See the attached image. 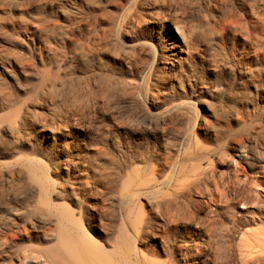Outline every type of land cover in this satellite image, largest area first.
Returning <instances> with one entry per match:
<instances>
[{
	"label": "rangeland",
	"instance_id": "rangeland-1",
	"mask_svg": "<svg viewBox=\"0 0 264 264\" xmlns=\"http://www.w3.org/2000/svg\"><path fill=\"white\" fill-rule=\"evenodd\" d=\"M32 246L264 264V0H0V264Z\"/></svg>",
	"mask_w": 264,
	"mask_h": 264
},
{
	"label": "bare ground",
	"instance_id": "bare-ground-1",
	"mask_svg": "<svg viewBox=\"0 0 264 264\" xmlns=\"http://www.w3.org/2000/svg\"><path fill=\"white\" fill-rule=\"evenodd\" d=\"M176 48L178 50L177 57H179L180 61H186L188 58L189 45L187 43V40L181 34H180V40L178 41ZM25 257L28 261L37 262L38 264L40 263L42 264H86V263H81L80 261L79 262L71 261L63 253H61L59 247H56V246H51V247L32 246L26 252ZM104 261H105V264H117L111 258L109 259V257L105 258Z\"/></svg>",
	"mask_w": 264,
	"mask_h": 264
}]
</instances>
